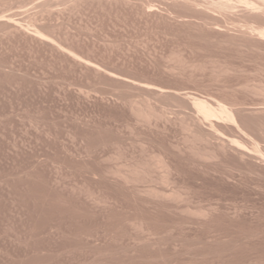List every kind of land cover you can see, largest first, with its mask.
Returning <instances> with one entry per match:
<instances>
[{
	"label": "rangeland",
	"instance_id": "obj_1",
	"mask_svg": "<svg viewBox=\"0 0 264 264\" xmlns=\"http://www.w3.org/2000/svg\"><path fill=\"white\" fill-rule=\"evenodd\" d=\"M261 4L0 0V264H264Z\"/></svg>",
	"mask_w": 264,
	"mask_h": 264
},
{
	"label": "bare ground",
	"instance_id": "obj_2",
	"mask_svg": "<svg viewBox=\"0 0 264 264\" xmlns=\"http://www.w3.org/2000/svg\"><path fill=\"white\" fill-rule=\"evenodd\" d=\"M261 1H262L261 6H264V0H261ZM254 3L248 2V1L244 2V4L246 5V8L248 10H250L252 12H258L259 13L261 11V7L256 6ZM222 6H224V5H222ZM257 34L260 38L264 39V28L260 27V29H258V31H257ZM192 100H193L192 105L194 107L195 112L198 115V118L202 119L203 121H206V122L208 121L211 125H213V123L215 121H213L212 117H219V118H222L226 121L237 123L236 118H235L232 110L230 108H228L227 106L219 103V104H217V107H214V106H212L213 104L211 105L206 100H203L200 98H195V97L192 98ZM237 148L241 149L239 146H237ZM257 151L261 152L260 150H257Z\"/></svg>",
	"mask_w": 264,
	"mask_h": 264
}]
</instances>
